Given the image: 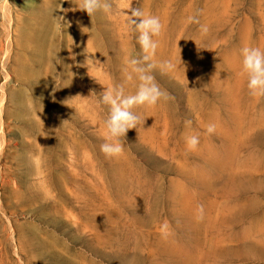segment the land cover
I'll return each mask as SVG.
<instances>
[{"label": "rangeland", "instance_id": "rangeland-1", "mask_svg": "<svg viewBox=\"0 0 264 264\" xmlns=\"http://www.w3.org/2000/svg\"><path fill=\"white\" fill-rule=\"evenodd\" d=\"M111 2L0 0V264H264V97L237 75L240 49L264 47V0ZM131 8L160 17L176 69L154 70L168 99L137 109L113 158L99 94L142 55Z\"/></svg>", "mask_w": 264, "mask_h": 264}, {"label": "clouds", "instance_id": "clouds-1", "mask_svg": "<svg viewBox=\"0 0 264 264\" xmlns=\"http://www.w3.org/2000/svg\"><path fill=\"white\" fill-rule=\"evenodd\" d=\"M77 7L86 12L89 17L97 12L109 13L113 10L111 0H78ZM128 25L135 36V43L139 45L142 55H133L126 51L124 58L125 83L104 88L99 94L100 103L109 109L107 118L103 122L102 135L105 142L101 151L108 157L118 158L125 151L127 132L138 129L141 124L139 108H151L168 99V94L161 89L153 74L155 69L173 72L176 64L172 58L159 61L157 53L161 47L160 37L165 25L160 17L140 8H131ZM188 23L199 24L200 34L209 31L207 24H200L195 15L188 17ZM241 68L238 76L246 77L247 89L253 97H264V47L245 45L240 49ZM132 83L135 91L129 92L126 84ZM186 129H191L192 121L184 122ZM217 130V124L210 122L206 126V133L211 135ZM186 148L194 151L200 145L199 134L186 132L183 137ZM198 215L203 213V206L198 208ZM168 222L161 224L162 234H167Z\"/></svg>", "mask_w": 264, "mask_h": 264}, {"label": "bare ground", "instance_id": "bare-ground-1", "mask_svg": "<svg viewBox=\"0 0 264 264\" xmlns=\"http://www.w3.org/2000/svg\"><path fill=\"white\" fill-rule=\"evenodd\" d=\"M195 213V212H194ZM198 216V215H197ZM256 222V221H255ZM263 222V221H262ZM256 225H258V224H256ZM260 225V224H259ZM255 226V225H254ZM257 227V226H256ZM200 228V227H199ZM262 228V227H261ZM258 230H259V228H258ZM257 232V231H256ZM260 233V232H259ZM220 235V234H219ZM220 237V236H219ZM261 241V240H260ZM196 249V248H195ZM200 252V251H199ZM203 255V254H202ZM210 257V256H209ZM192 258V257H191ZM202 258V257H201ZM195 260V259H194ZM190 262V261H189ZM211 262V261H210ZM194 263H195V261H194ZM218 264V263H217Z\"/></svg>", "mask_w": 264, "mask_h": 264}]
</instances>
